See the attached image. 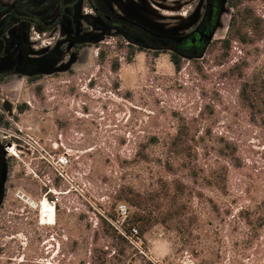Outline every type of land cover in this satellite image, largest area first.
Here are the masks:
<instances>
[{"label":"rangeland","instance_id":"rangeland-1","mask_svg":"<svg viewBox=\"0 0 264 264\" xmlns=\"http://www.w3.org/2000/svg\"><path fill=\"white\" fill-rule=\"evenodd\" d=\"M147 2L169 22L164 27L186 30L203 14L199 0ZM252 3L264 16L261 0ZM233 12L228 0L204 58L179 70L169 53L128 46L85 23L88 40L75 42L82 45L78 53L68 50L60 27L31 31L28 59L55 68L33 81L18 75L0 80V146L10 169L0 204V264H90L101 218L121 230L126 218L120 207L135 211L110 196L124 185L157 190L161 176L181 187L171 196L185 208L175 219L183 230L160 224L169 200L162 212L150 207L159 224L144 237L126 236L130 252L139 251L127 264H264V129L249 122L236 104L237 85L221 76L244 56L240 48L225 60L215 49ZM83 13L92 10L84 5ZM185 126L197 142L235 143L236 158L221 185L209 186V173L199 169L208 160L217 166L226 160L215 154L207 160L202 151L198 162L186 161L190 169L177 158L173 173H164L165 145ZM153 136L159 143L146 150L149 163L134 161L137 145ZM45 200L55 212L53 226L41 222Z\"/></svg>","mask_w":264,"mask_h":264},{"label":"trees","instance_id":"trees-1","mask_svg":"<svg viewBox=\"0 0 264 264\" xmlns=\"http://www.w3.org/2000/svg\"><path fill=\"white\" fill-rule=\"evenodd\" d=\"M44 1L33 0L30 4V8L34 11H40L43 13L40 15L39 22L43 24V18L48 16L45 10L49 5L52 10L58 6L59 0ZM254 0H229V6L233 9V14L230 20L227 35L224 39L217 42L215 47L219 52V57L222 60L228 59L231 52L237 45L240 48L242 58L235 65L229 67L226 71L221 73L222 79L228 78L233 81V84L237 85L236 104L245 110V114L249 119V122L254 126H258L264 129V59L261 63L256 66L257 61L260 57H264V16L259 14L257 9L254 7ZM264 5V0H261ZM29 5V3H28ZM55 5V6H53ZM25 10L32 15V11ZM51 10V11H52ZM5 11V7L0 4V14ZM51 13V12H50ZM32 18V17H31ZM25 21V19H22ZM4 24L0 26V68L3 63L14 60V55L9 52L17 46L19 52V60L21 64H24L25 71H14L13 66L10 69L3 72L0 71V80L10 76H29L31 81L40 78L46 66L42 62L34 61L29 62L27 52L28 46V34L29 26H24L22 29L21 36L18 38L15 36L16 29L13 27L14 23L12 17L4 20ZM35 22V21H34ZM32 22V24H34ZM52 29H37L36 31L40 34L50 32ZM11 39V41L8 40ZM82 45L77 48V53L80 51ZM76 53V54H77ZM104 52H101L103 57ZM255 57L253 64L249 63V58ZM176 68L179 70L183 63L173 60ZM200 61L191 62L196 64ZM220 66L228 64V61H220L216 63ZM254 65V66H252ZM118 67L114 68L116 71ZM233 78V79H232ZM192 129L190 126H185L181 129L176 137L169 140L166 143V161H164L163 170L164 173L171 174L174 171L175 159H180L183 163L182 168L184 170L190 169L189 164L186 161L192 159L198 162L201 156V151L207 157V160L211 155L215 154L218 159L226 160V164L217 166L212 164L210 160L205 163V166L201 170L203 173H209L208 184L215 186L221 185L226 181L229 174V167L236 158L237 148L235 143L220 138V143L208 144L204 143L203 140L200 142L194 139H189L188 132ZM208 133H211V129L208 128ZM159 141L156 136L148 138V141L142 142L137 146V152L134 156V161L149 163L150 156L146 153V150L150 146L158 145ZM235 145V146H234ZM264 159V153L262 154ZM126 162V161H125ZM195 168L198 170V165L195 164ZM3 171H7L9 176V166H4ZM196 176V173L195 175ZM175 181L168 182L163 176H161L158 184L161 188L157 190L141 191L134 187L122 186L119 190L115 191L114 195L110 197L114 200L115 204L119 202H125L129 208L135 211H128L121 230L101 218L102 223L100 224V231L96 230L93 233L92 247H91V261L90 264H127L128 260L134 253H138L136 249L134 252H130L132 248L130 240L126 237L132 235L133 230L137 231L136 237H144L145 234L156 224H159L152 213L149 212V208L159 209V212L164 210L166 202L169 200V210L167 213H163V226L171 223L172 226L179 230L182 229V223L175 219H182V211L185 208L182 204L177 203V195L171 196L172 189L181 192V187L174 184ZM178 184V183H177ZM264 207V204H263ZM153 211V210H152ZM246 212V211H245ZM244 213V212H242ZM241 213V214H242ZM112 220H117L115 215H109ZM157 218V217H156ZM174 219V220H173ZM178 230V231H179ZM102 238H105L107 245L101 246Z\"/></svg>","mask_w":264,"mask_h":264},{"label":"flooded vegetation","instance_id":"flooded-vegetation-1","mask_svg":"<svg viewBox=\"0 0 264 264\" xmlns=\"http://www.w3.org/2000/svg\"><path fill=\"white\" fill-rule=\"evenodd\" d=\"M44 1L46 0H40L42 3ZM147 1L59 0L58 6L53 10L50 5L44 9L48 16H45L43 24H40L38 23L39 16L43 13L30 8L33 0H0V4L5 7V11L0 14V26L4 24V20L12 17L17 38L21 36L20 32L24 26H29L28 58L31 51L29 41L32 30L47 28L55 30L60 27L68 38L67 40L71 42L70 44H74L72 49L77 50L80 45L75 42L83 39L82 34L85 32L83 24L85 23L95 32L116 34L117 38L127 41L128 46L154 53L165 51L170 54L171 59L181 63L201 61L211 43L208 41V36L217 22L222 0H199L203 14H199L201 17H194L196 20L193 19V26L186 30L164 27L163 24L169 22H163L162 14L152 10ZM84 5L90 7L92 13H83ZM26 9L29 12L31 9L32 15L26 12ZM187 24L177 25V27L184 28L183 26ZM8 40L11 41L10 38ZM0 46L2 47V43ZM9 53L14 55L13 59L16 63L13 66L14 71H25L24 64L18 62L17 46H14ZM5 157L3 147L0 146V191L2 190L3 168L8 165Z\"/></svg>","mask_w":264,"mask_h":264},{"label":"water","instance_id":"water-1","mask_svg":"<svg viewBox=\"0 0 264 264\" xmlns=\"http://www.w3.org/2000/svg\"><path fill=\"white\" fill-rule=\"evenodd\" d=\"M227 3H228V0H222L221 2V7H220V11H219V15H218V18H217V22L211 32V34L208 36V41L211 42L213 37H214V34L216 32V30L218 29V27L220 26V21H221V17L222 15L225 13L226 11V6H227ZM180 30V29H178ZM88 39H86V37H83L82 40L78 41V44H83V43H86ZM91 41L97 43V42H100L99 39H90ZM74 47V44H70L68 46V50H72V48ZM20 64H21V60L18 61ZM29 62H34V61H30ZM16 63L14 60L10 61V62H5L3 63L2 67L0 68V71L3 72L5 70H8L10 69V67L14 66ZM43 64V63H42ZM55 63H51L49 65H46V68H50V69H47V70H44L42 73L43 74H49L51 72V68H55ZM4 109L5 111L7 112H10L12 110V105L9 103V102H6L4 104ZM6 154V153H5ZM8 179V175H7V171H5L3 173V177H2V190L0 191V204H1V201L3 199V194H4V190H5V183H6V180Z\"/></svg>","mask_w":264,"mask_h":264},{"label":"bare ground","instance_id":"bare-ground-1","mask_svg":"<svg viewBox=\"0 0 264 264\" xmlns=\"http://www.w3.org/2000/svg\"><path fill=\"white\" fill-rule=\"evenodd\" d=\"M42 216L41 222L43 225L53 226L55 223L54 209L47 205L46 200L41 205Z\"/></svg>","mask_w":264,"mask_h":264},{"label":"built area","instance_id":"built-area-1","mask_svg":"<svg viewBox=\"0 0 264 264\" xmlns=\"http://www.w3.org/2000/svg\"><path fill=\"white\" fill-rule=\"evenodd\" d=\"M120 212H121L122 216H124L125 218L127 217V209H126V207H120ZM136 235H137V231L133 230L132 236H136Z\"/></svg>","mask_w":264,"mask_h":264}]
</instances>
